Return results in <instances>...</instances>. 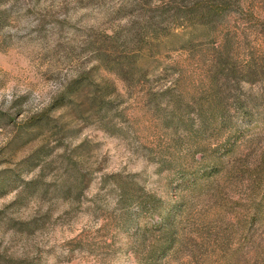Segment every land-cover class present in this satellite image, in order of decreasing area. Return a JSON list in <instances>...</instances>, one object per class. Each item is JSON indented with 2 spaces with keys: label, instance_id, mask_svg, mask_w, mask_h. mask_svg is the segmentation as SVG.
<instances>
[{
  "label": "rangeland",
  "instance_id": "1",
  "mask_svg": "<svg viewBox=\"0 0 264 264\" xmlns=\"http://www.w3.org/2000/svg\"><path fill=\"white\" fill-rule=\"evenodd\" d=\"M0 264H264V0H0Z\"/></svg>",
  "mask_w": 264,
  "mask_h": 264
},
{
  "label": "trees",
  "instance_id": "2",
  "mask_svg": "<svg viewBox=\"0 0 264 264\" xmlns=\"http://www.w3.org/2000/svg\"><path fill=\"white\" fill-rule=\"evenodd\" d=\"M240 110L241 116H246L250 113V110H245L244 108H240ZM214 112H216V110H214ZM214 112L212 114H214ZM204 123L214 133L215 131L224 134L226 133L227 137L223 142L222 146L218 149L217 154L210 160L212 161L210 162L211 164H207L205 166L201 165L200 169L183 175L185 183L184 189L191 192H196L207 187L206 185L208 184V181L214 179L217 175H219L220 173L222 174L226 170V162L224 161L225 159L232 156L233 152L236 150L238 141L237 139H239V135H242V132L245 131L243 128L244 124L237 123L236 125H231L223 121H212L210 124L208 121H205ZM134 198L135 197H133V199ZM140 208H142V211L145 210L144 206H141ZM172 211H176L175 208H172V210L166 215H163L161 212L158 213V216L161 218V222L157 225L152 226L149 224H144L143 226L138 227V231L141 234L147 231L158 230L164 235L163 238L165 239V242L157 248H152V250L149 252V261H155L159 255L166 252V250L171 247L173 242L176 241L174 239L176 233V226L174 225V223L171 222V216L173 215ZM154 212L155 211H153L152 213Z\"/></svg>",
  "mask_w": 264,
  "mask_h": 264
}]
</instances>
